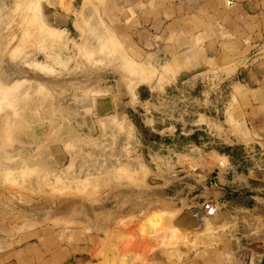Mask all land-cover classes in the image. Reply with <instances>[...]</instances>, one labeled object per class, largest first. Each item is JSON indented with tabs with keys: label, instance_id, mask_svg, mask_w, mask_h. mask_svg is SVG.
I'll use <instances>...</instances> for the list:
<instances>
[{
	"label": "rangeland",
	"instance_id": "rangeland-1",
	"mask_svg": "<svg viewBox=\"0 0 264 264\" xmlns=\"http://www.w3.org/2000/svg\"><path fill=\"white\" fill-rule=\"evenodd\" d=\"M140 1L0 0V264L45 244L53 262L61 250L98 264L264 256V201L224 221L205 209L231 208L213 199L214 172L233 203L264 197L240 58H207L190 41L157 50L142 33L155 10ZM260 42L246 57L260 60ZM193 209L206 218L188 232L178 216Z\"/></svg>",
	"mask_w": 264,
	"mask_h": 264
},
{
	"label": "crops",
	"instance_id": "crops-1",
	"mask_svg": "<svg viewBox=\"0 0 264 264\" xmlns=\"http://www.w3.org/2000/svg\"><path fill=\"white\" fill-rule=\"evenodd\" d=\"M213 1L222 6L218 9L215 8L217 6L212 5V0H141L138 3L140 9L155 10L154 17L149 18V12L142 14L143 20H148L142 33L154 36L152 39L156 40V44L159 46L156 48L157 50L160 49V46L165 48L163 45L165 41L176 42L175 48L181 46L184 41H190L195 48L199 44L207 58H240L233 71L242 75L238 81L236 80V83L240 84H236V87L242 86L250 94V97L241 102L242 111L246 113L244 119L249 122L247 127L249 135L262 138L264 137V54L259 55L260 60L256 62L250 57H246L244 50L248 46H253L252 43L255 41H263L258 45L261 48L264 47V0H227L226 3L232 6L225 5L222 0ZM160 42L161 45H159ZM245 105H250V107L245 108ZM206 117L208 119V116ZM225 123L223 125H225V129H228ZM219 131L222 133L221 129ZM258 143L262 147L264 146V141H258ZM214 177L216 187H219L220 190L213 192L215 197L213 199L219 198L218 195H220L221 204L229 205L231 208L222 213H218L217 210L215 214L210 215V219L213 221L220 218L221 221H224L223 219L229 215L241 217L244 215L243 211L246 209L255 211V208L259 207V202L264 201V197L252 189L250 197L255 202L254 204L244 205L241 201L233 203L232 200L235 197L225 195L231 189L227 190V188L221 187L222 182L219 180V176ZM227 181L232 182L230 179ZM237 189L232 190L236 191ZM240 194L237 198L240 197L241 200L242 192ZM186 200L185 204L191 202L188 196ZM212 204L214 203L212 202ZM200 215L206 218V210L184 211L178 216V221L186 231L195 232ZM29 246L34 247L35 244H29ZM44 248H48L50 253L47 251L44 253L29 252L27 258L21 257L18 264H98L95 260L89 263L88 258L84 256L68 257V252L62 253V250L58 252L59 260L53 262L51 246L48 247V244H45ZM220 257L222 256L208 251L203 258L204 264H226L224 260L218 259ZM262 257L264 256L261 252L252 253L247 264H264Z\"/></svg>",
	"mask_w": 264,
	"mask_h": 264
},
{
	"label": "bare ground",
	"instance_id": "bare-ground-1",
	"mask_svg": "<svg viewBox=\"0 0 264 264\" xmlns=\"http://www.w3.org/2000/svg\"><path fill=\"white\" fill-rule=\"evenodd\" d=\"M221 164H224V163L221 162ZM209 207H212L213 212L210 214V213L208 212V208H207V217H208V218H211L210 215H213V214L216 213V208H215L214 206H212V205H209Z\"/></svg>",
	"mask_w": 264,
	"mask_h": 264
},
{
	"label": "built area",
	"instance_id": "built-area-1",
	"mask_svg": "<svg viewBox=\"0 0 264 264\" xmlns=\"http://www.w3.org/2000/svg\"><path fill=\"white\" fill-rule=\"evenodd\" d=\"M210 204H212V201L206 203L205 209L208 208V212L211 214L213 212V209H212V207H209Z\"/></svg>",
	"mask_w": 264,
	"mask_h": 264
},
{
	"label": "water",
	"instance_id": "water-1",
	"mask_svg": "<svg viewBox=\"0 0 264 264\" xmlns=\"http://www.w3.org/2000/svg\"><path fill=\"white\" fill-rule=\"evenodd\" d=\"M217 172H214V176H216ZM214 181V180H213Z\"/></svg>",
	"mask_w": 264,
	"mask_h": 264
}]
</instances>
